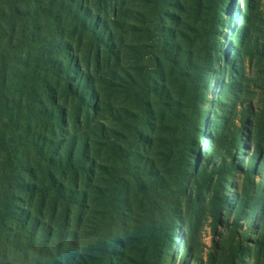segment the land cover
<instances>
[{"label":"trees","instance_id":"16d2710c","mask_svg":"<svg viewBox=\"0 0 264 264\" xmlns=\"http://www.w3.org/2000/svg\"><path fill=\"white\" fill-rule=\"evenodd\" d=\"M224 4L0 0V264H126L171 211L156 158L188 138L179 99H203Z\"/></svg>","mask_w":264,"mask_h":264},{"label":"rangeland","instance_id":"374dc122","mask_svg":"<svg viewBox=\"0 0 264 264\" xmlns=\"http://www.w3.org/2000/svg\"><path fill=\"white\" fill-rule=\"evenodd\" d=\"M217 22L215 50L199 55L209 60L203 99L197 105L185 94L179 99L188 138L156 158L174 173L165 194L171 211L148 237L127 239L126 264H264V0H225ZM161 127L168 126L158 122L155 135L165 136ZM103 155L117 161L114 150ZM119 189L110 185L112 195ZM85 241L82 248L99 257L95 241Z\"/></svg>","mask_w":264,"mask_h":264}]
</instances>
